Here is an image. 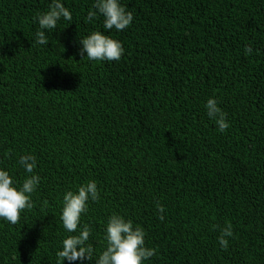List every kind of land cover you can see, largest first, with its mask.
<instances>
[{"label":"trees","instance_id":"1","mask_svg":"<svg viewBox=\"0 0 264 264\" xmlns=\"http://www.w3.org/2000/svg\"><path fill=\"white\" fill-rule=\"evenodd\" d=\"M62 2L72 21L42 46L34 17L51 0H0V167L22 183L31 153L41 177L32 208L0 219V264H57L62 196L92 179L82 222L97 251L115 212L145 229L144 264H264V0H120L133 22L119 32L86 19L94 0ZM94 30L122 43L120 60L79 55Z\"/></svg>","mask_w":264,"mask_h":264},{"label":"clouds","instance_id":"2","mask_svg":"<svg viewBox=\"0 0 264 264\" xmlns=\"http://www.w3.org/2000/svg\"><path fill=\"white\" fill-rule=\"evenodd\" d=\"M103 17V27L113 28L119 32L133 22V14L127 11L120 0H94L88 10L86 19ZM72 13L62 0H51L48 9L38 12L34 20L39 28L35 33V43L47 45L46 31L51 32L63 19L72 21ZM251 46L244 49L245 55L251 54ZM78 53L89 61H118L124 54V48L119 40L106 35L100 30L91 31L79 39ZM204 109L209 120L213 121L219 132H225L230 123L227 113L219 106L215 96L209 97L204 103ZM18 164L26 173L22 183L17 182L9 170L0 167V219L10 224H16L20 214L25 209L32 208L31 195L37 190L41 177L34 173L37 167V157L31 153L21 155ZM100 199L97 181L92 179L76 190H66L62 196L60 220L67 235L62 238L60 248L56 252L57 264H85L94 261L95 264H144L156 255V249L146 246V231L131 219L119 213H112L103 228L104 246L97 251L90 236L92 228L82 222V215L88 211L89 202ZM232 236L231 226L220 229L217 242L222 250L229 247L228 237Z\"/></svg>","mask_w":264,"mask_h":264}]
</instances>
